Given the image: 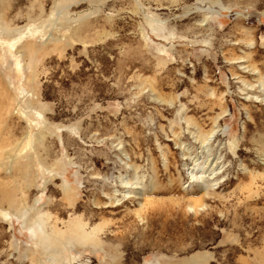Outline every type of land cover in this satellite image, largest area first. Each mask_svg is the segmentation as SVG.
I'll list each match as a JSON object with an SVG mask.
<instances>
[{"label":"rangeland","instance_id":"1","mask_svg":"<svg viewBox=\"0 0 264 264\" xmlns=\"http://www.w3.org/2000/svg\"><path fill=\"white\" fill-rule=\"evenodd\" d=\"M0 264H264V0H0Z\"/></svg>","mask_w":264,"mask_h":264},{"label":"bare ground","instance_id":"2","mask_svg":"<svg viewBox=\"0 0 264 264\" xmlns=\"http://www.w3.org/2000/svg\"><path fill=\"white\" fill-rule=\"evenodd\" d=\"M262 99V98H261ZM200 170H201V168H200ZM206 172V171H205ZM208 172V171H207ZM206 185V184H205ZM205 189V188H204ZM207 193V192H206ZM208 194V193H207Z\"/></svg>","mask_w":264,"mask_h":264}]
</instances>
